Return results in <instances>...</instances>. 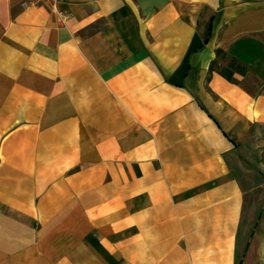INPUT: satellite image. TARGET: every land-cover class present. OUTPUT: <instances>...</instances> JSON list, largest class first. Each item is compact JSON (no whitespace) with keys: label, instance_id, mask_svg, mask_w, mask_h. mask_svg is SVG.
I'll list each match as a JSON object with an SVG mask.
<instances>
[{"label":"crops","instance_id":"obj_1","mask_svg":"<svg viewBox=\"0 0 264 264\" xmlns=\"http://www.w3.org/2000/svg\"><path fill=\"white\" fill-rule=\"evenodd\" d=\"M0 264H264V0H0Z\"/></svg>","mask_w":264,"mask_h":264},{"label":"trees","instance_id":"obj_2","mask_svg":"<svg viewBox=\"0 0 264 264\" xmlns=\"http://www.w3.org/2000/svg\"><path fill=\"white\" fill-rule=\"evenodd\" d=\"M225 55V54H224ZM230 65H231V67H235V68H237V69H239L240 71H241V73H243V70L241 69V66L238 64V62L235 60V59H232L231 61H230Z\"/></svg>","mask_w":264,"mask_h":264},{"label":"built area","instance_id":"obj_3","mask_svg":"<svg viewBox=\"0 0 264 264\" xmlns=\"http://www.w3.org/2000/svg\"><path fill=\"white\" fill-rule=\"evenodd\" d=\"M52 3H57L58 1H60V0H50Z\"/></svg>","mask_w":264,"mask_h":264}]
</instances>
